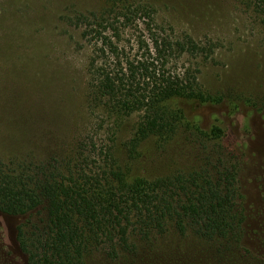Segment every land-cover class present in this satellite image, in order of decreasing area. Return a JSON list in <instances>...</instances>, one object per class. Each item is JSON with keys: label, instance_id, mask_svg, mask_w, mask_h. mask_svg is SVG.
<instances>
[{"label": "rangeland", "instance_id": "obj_1", "mask_svg": "<svg viewBox=\"0 0 264 264\" xmlns=\"http://www.w3.org/2000/svg\"><path fill=\"white\" fill-rule=\"evenodd\" d=\"M145 1L155 6L157 23L167 32L214 46L208 58L184 55L171 66H189L203 89L220 98L195 110L203 128H223L219 143L239 160L249 250L221 259L192 231L181 236L170 229L142 244L135 256L112 260L94 251L87 264H264V12L256 0ZM106 5V0H0V158L25 160L35 170L43 162L91 169L105 153L115 152L120 163L150 176L205 164L214 174L218 153L212 143L206 147L187 134L165 144L149 138L139 148L141 156L130 160L125 143L139 114L118 120L95 98L94 68L103 61L116 68L119 60L102 55L96 33L84 34L93 18L81 17ZM119 32L114 37L119 46L130 47L136 32L124 27ZM118 50L121 59L130 52ZM23 220L0 213V264H29L17 240Z\"/></svg>", "mask_w": 264, "mask_h": 264}, {"label": "trees", "instance_id": "obj_2", "mask_svg": "<svg viewBox=\"0 0 264 264\" xmlns=\"http://www.w3.org/2000/svg\"><path fill=\"white\" fill-rule=\"evenodd\" d=\"M106 2L102 11L81 17L93 18L84 34L96 33L102 55L119 60L116 68L104 61L94 68L95 98L118 120L139 114L125 143L130 160L141 156L139 148L149 138L165 144L187 134L206 147L212 143L218 153L215 172L205 164L150 176L120 163L115 152L105 153L97 169L43 162L35 170L25 160L0 158V213L24 218L17 240L28 263L87 264L94 251L112 260L131 257L170 229L181 236L192 231L195 240L221 259L241 248L247 252L250 229L239 160L219 143L223 128H203L195 110L220 98L203 89L189 66H171L184 55L208 58L214 46L167 32L148 1ZM256 4L264 12V0ZM120 27L136 32L130 47L115 40ZM119 48L130 50L127 57L121 59Z\"/></svg>", "mask_w": 264, "mask_h": 264}]
</instances>
